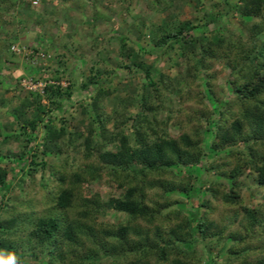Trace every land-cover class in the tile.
Masks as SVG:
<instances>
[{
	"label": "trees",
	"instance_id": "1",
	"mask_svg": "<svg viewBox=\"0 0 264 264\" xmlns=\"http://www.w3.org/2000/svg\"><path fill=\"white\" fill-rule=\"evenodd\" d=\"M156 1L169 8L176 0ZM223 3L227 5L226 12H236L241 30L219 28L206 35L197 33L198 25L190 20H169L164 31H150L156 47L177 54L176 63L182 69L173 77L159 72L154 62L147 63L143 50L133 47L120 33L116 57L126 58L127 62L122 64L120 60L119 66L141 72L142 80L134 83L127 79L120 86L104 88L102 82L107 78L99 77L104 70L96 63L91 69H95L94 73L84 78L77 91L73 71L63 67L62 55H56V65L51 69L44 68L39 61L47 56L45 49L32 48L29 57L38 63L23 62V72L32 78L41 70L49 75L43 79L44 95L29 91L17 105L14 121L20 132L5 134L0 140V163L7 156L1 155L2 146L11 139L20 141L18 150L8 153L11 165L0 164V214L6 194L8 198L13 196L12 179L23 172L31 176L46 170L52 178L51 186L55 185V205L70 214L38 217L28 228V236L19 239L13 235L24 234L26 228L17 227L16 219L0 215V250L13 251L19 264H28L29 259H39L38 264H106L105 260L111 264H264V249L251 247L245 241L264 233V201L253 209L243 207L247 238L237 231L224 235V227L208 218L207 208L200 211L201 206L208 204L201 198L206 183L211 196L225 204L240 205L236 177L240 166L235 165L227 176L231 180L227 190L220 181H203L176 171L178 166L201 164L202 139L210 132L211 149L225 158L237 155L255 172L257 185L264 188V0ZM16 5V0H0L1 24L5 22L3 12L17 9ZM32 7L35 6L26 3L17 12L29 14ZM35 15L42 18V14ZM219 16V12L208 13L202 25L218 24ZM90 22L94 26L95 18ZM138 29L140 33L141 27ZM97 36H92L90 47L102 42ZM17 39L15 34L0 36V71L4 61L15 53L11 46H16ZM61 47L67 46L61 43ZM212 58H220L231 68V97L222 98L217 104L211 102V110H195L186 115L185 121L175 120L172 125L177 132L171 134L168 122L178 110L168 105L172 99L169 94H190L197 72L207 68ZM62 78L68 79L66 85L60 84ZM207 88L211 92L209 83ZM120 91L124 93L121 95ZM75 92L77 99H73ZM112 94L116 104L108 112L103 100ZM43 98L48 104L42 103ZM68 108L86 115L82 128L69 125L72 115ZM203 120L208 128L201 129ZM192 121L199 125L188 126ZM40 127L43 136L38 145L42 148L35 151L33 145ZM50 149H56L52 153L56 164L44 160ZM38 152L42 153L39 161ZM92 158L95 164L87 161ZM27 163L29 168L25 171ZM101 175L122 191L106 200L98 192L86 195L82 185ZM49 186L48 183L42 187L52 194ZM152 188L161 190L160 201L149 197ZM176 189L189 202V213L177 207L178 199L169 193ZM106 208L122 215L120 221L98 220ZM227 239L231 240L226 250L230 256L218 259L219 253L211 249ZM198 241L206 248L204 255L196 248ZM251 252L258 257L250 260Z\"/></svg>",
	"mask_w": 264,
	"mask_h": 264
},
{
	"label": "rangeland",
	"instance_id": "2",
	"mask_svg": "<svg viewBox=\"0 0 264 264\" xmlns=\"http://www.w3.org/2000/svg\"><path fill=\"white\" fill-rule=\"evenodd\" d=\"M236 1V0H229ZM17 9L24 7L28 0H16ZM31 5V4H30ZM17 9L6 10L3 12L4 24L0 23V36L13 37L17 35L15 42L18 51L9 56L8 61H4L3 68L0 71V140L5 134H14L20 132L18 125L14 121L16 117V107L20 100L27 95L29 91H37L43 94L44 80L48 79L49 72H41L36 76L41 78H32L25 75L21 65L23 62L38 63L37 59H30L32 48L37 47L45 49L47 56L45 59L39 61L45 68H52L55 66L56 55H62L64 61L63 67L67 71H73L75 79L73 84L75 89L79 90V85L84 78L93 74L95 64L101 67L104 72L99 74V77L107 81L102 82L104 88L120 86L123 81L129 79L134 83L142 80L141 72H132L123 66L121 63H126V58L120 60L116 57L117 47L119 45L118 34L122 33L126 40L135 48H139L144 52V58L147 63L154 62L157 70L171 77L177 75L182 66L176 63L178 59L174 50L165 52L163 48L156 47L151 37V30L164 31L166 22L173 20H190L197 24L199 29L197 33L204 32L206 35L214 30L220 28L221 31L241 30V24L238 20L237 14L234 10H227V5L223 0H176L175 3H170L169 8H164L162 3L156 0H40L38 6L31 8V14L18 13ZM42 14V18L38 19L35 15ZM219 12L220 16L218 24L209 22L207 25H202L207 20L208 13ZM95 18L96 24L92 26L90 20ZM38 19V20H37ZM97 20V21H96ZM1 21V20H0ZM141 23H143L141 25ZM141 25V26H140ZM141 27V32L138 28ZM138 32V33H137ZM97 34H100L97 36ZM96 35L102 42L90 47L92 36ZM66 44L65 47H61ZM20 49V50H19ZM98 51V53H96ZM46 68V69H47ZM96 68V67H95ZM231 68L229 64L220 58H212L208 62V67L201 69L196 74V83L191 88V93H185L181 96L175 95L174 92L169 94L171 101L168 105L174 107V115L169 120L171 134L177 132V128L172 123L179 119L185 121L186 115L196 111L211 110V102L217 104L218 100L222 98L231 97L228 91ZM46 77V78H43ZM50 81V80H49ZM68 83L67 78H62L61 85ZM208 83L210 84L211 92L208 91ZM78 93V92H77ZM73 94V99H77ZM121 95L123 91L119 92ZM87 97V96H85ZM211 97L210 100L209 98ZM42 103L48 104L46 98L42 99ZM116 104L114 95H108L103 100L105 109L110 112ZM30 110V108H28ZM133 108H130L132 110ZM72 115L69 121L70 126H79L86 123L87 117L80 114L76 109H67ZM195 111V112H196ZM216 118L217 115L214 114ZM57 123V122H56ZM110 125V124H109ZM196 122L192 121L188 126L194 128L198 126ZM203 128H208V125L203 120ZM213 129V126H209ZM43 129L39 128V133L34 142L35 151H39L42 146L38 145L42 140ZM213 134L207 132L202 139L203 156L201 164L194 166H178L176 171H182L184 174L190 173L194 177H198L203 181H220L226 184V190L230 187L231 180L227 178L234 169L238 168L237 183L240 186V205L239 204H225L220 199H216L210 195L209 184H205L202 188L201 198L208 201L207 206H201L200 211L207 208V216L209 219L216 220L224 227V235H229L230 232L237 231L245 238L249 235L247 224L244 219L243 207L253 209L264 201V188L259 187L255 180V172L248 165H244L237 155L223 157L219 151H214L210 147ZM20 141L11 139L1 149V155L5 156L1 159V165L9 167L11 165V155L9 152H16L19 148ZM234 148L235 146H231ZM71 149V148H70ZM56 149H50V152L44 155L46 163L56 164V156L52 154ZM76 152L75 155H80ZM37 160L42 158V153L38 152ZM81 161L84 162L82 159ZM95 164L94 158L89 159ZM40 165H38V168ZM29 168L27 163L25 167ZM49 173L46 171H37L34 175L20 173L17 177L12 179L11 193L13 196L8 198V194L4 197V202L1 210V216L5 219H16L17 227H25L24 234H15L13 238H25L28 236V228L31 223L38 217L57 216L67 217L69 211L59 209L53 200V194L56 193L55 185L51 186ZM51 188L52 194H47L43 184H48ZM54 187V188H53ZM53 188V189H52ZM82 189L86 195H91L98 192L104 200L110 196H117L122 189L116 187L112 182L108 181L103 175L96 179L88 180L82 185ZM161 191V190H160ZM158 188H152L148 191L149 197L152 201L161 200V192ZM172 198L178 199L177 207H180L189 213L191 206L185 199L182 191L179 189L169 192ZM10 194V193H9ZM167 194V193H166ZM200 198V199H201ZM264 213V206L261 208ZM122 215L117 211L106 208L104 215L98 220L117 223L120 221ZM251 247L258 246L264 249V233L253 240H245ZM231 243L227 239L218 243L211 249L213 253H219L218 259L230 256L226 251L227 246ZM197 250L201 255L205 254L206 248L202 246L201 242H197ZM250 260L258 257V254L249 253ZM46 258V257H45ZM106 264L111 262L106 261ZM39 259H29L28 264H38ZM24 264V263H21Z\"/></svg>",
	"mask_w": 264,
	"mask_h": 264
},
{
	"label": "clouds",
	"instance_id": "3",
	"mask_svg": "<svg viewBox=\"0 0 264 264\" xmlns=\"http://www.w3.org/2000/svg\"><path fill=\"white\" fill-rule=\"evenodd\" d=\"M0 264H19V261L13 251L0 250Z\"/></svg>",
	"mask_w": 264,
	"mask_h": 264
},
{
	"label": "built area",
	"instance_id": "4",
	"mask_svg": "<svg viewBox=\"0 0 264 264\" xmlns=\"http://www.w3.org/2000/svg\"><path fill=\"white\" fill-rule=\"evenodd\" d=\"M32 6H38L40 3V0H28ZM11 49L15 52L18 51V48L15 45L11 46Z\"/></svg>",
	"mask_w": 264,
	"mask_h": 264
}]
</instances>
